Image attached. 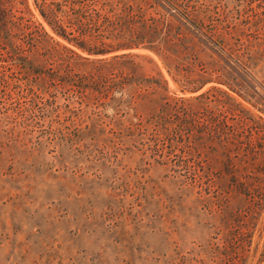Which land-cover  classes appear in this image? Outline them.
<instances>
[{
    "label": "trees",
    "instance_id": "trees-1",
    "mask_svg": "<svg viewBox=\"0 0 264 264\" xmlns=\"http://www.w3.org/2000/svg\"><path fill=\"white\" fill-rule=\"evenodd\" d=\"M262 72L264 0H0V117L151 153L213 229L170 264H264Z\"/></svg>",
    "mask_w": 264,
    "mask_h": 264
},
{
    "label": "rangeland",
    "instance_id": "rangeland-1",
    "mask_svg": "<svg viewBox=\"0 0 264 264\" xmlns=\"http://www.w3.org/2000/svg\"><path fill=\"white\" fill-rule=\"evenodd\" d=\"M134 53L151 55L176 91L156 57ZM66 119L0 117V264H170L206 245L209 216L151 153L52 135ZM263 227L264 212L250 230L259 249Z\"/></svg>",
    "mask_w": 264,
    "mask_h": 264
}]
</instances>
